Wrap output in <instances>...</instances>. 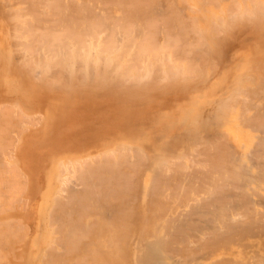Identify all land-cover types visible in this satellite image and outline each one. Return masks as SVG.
I'll use <instances>...</instances> for the list:
<instances>
[{
  "label": "rangeland",
  "instance_id": "1",
  "mask_svg": "<svg viewBox=\"0 0 264 264\" xmlns=\"http://www.w3.org/2000/svg\"><path fill=\"white\" fill-rule=\"evenodd\" d=\"M22 1L23 0H0V105L1 104L4 105L3 106L4 108L10 106L9 108L12 109V112H13L12 118L14 119L15 126L17 127V128H15V126H14V127L9 128L11 130H7V131H9L8 133L6 131L7 134L5 136L10 137L7 139L10 141L11 144L9 143L10 147H9V144H8L7 148L5 147V149H4L5 151H1L0 159L3 160V161L1 160L3 162V164L8 165V167L13 168L16 171H18V172H16V173H18V175L16 177L19 178V180L18 181L16 180V181L20 182L21 186H23V189L21 190V192L17 196L14 194H13V196H8L6 194L5 195L6 197L2 196L3 198H0V211L2 212V214H0V220L3 222L5 221L6 223H8L7 221H10L12 223L14 220H15L14 222L21 221L24 229L27 228V230H28L27 231L25 229L28 233L27 232H26L27 234L24 233L23 234L24 237L20 233L21 235L20 234H18V235L22 236V237H19L17 235L18 237L16 236V238H14V237L12 238V241L14 242V244H12V246H13L14 251L16 252L17 256H13V254L10 253V249L7 246H5V245L3 246V247H5V249L3 247H0L2 249L1 253L6 254V252L8 251V253L6 254L8 261L4 260L5 263H7V264H39L40 260H42V256L44 253L43 252L44 247L41 246V248H38V242L40 241V243H41V241H43V240L44 241L46 240V242H48L47 240H49L50 235L52 236V231H50V229H49V231L42 230L44 223L42 222V216L43 215L41 213V209L44 206L49 207L46 203L47 202L46 199L44 198V195H45V192L47 191V189L50 187V185H52L51 186L52 188L55 187L56 184L58 185L57 178L55 176L48 175V174L51 171L53 164L54 163L56 164V162L60 158H63V156H69L71 154H74V155L80 154L79 156H73L71 158H73L74 160L78 159V160L84 162L85 159L89 160V159H91V157L96 158V156L98 157V155L101 154L102 152H105L108 149L117 147L118 145H122V144H126L130 148V150L136 149V151H137V150L141 149L142 152L147 151V154L150 157H151V155L152 156H157V155L163 156L167 152V150H170L173 146L176 148V149H174V148H172V149L175 150V152H177L175 154H178V157H177L178 160H176L177 158H175L174 151H172V150H170L171 154L169 153L168 156L172 155L174 157V161L176 162L175 165L177 166L180 164L179 162H181L180 161L181 159H179V157H180L179 153L180 152H181V155H183V156H185L184 154H186V155L192 154L191 156H193L196 152H197V154H199L198 152L202 153V152H206V151H207L206 153H208L210 150H207V148L211 144L213 146V143H212L213 141L214 142L217 141V139L215 138V136H216L221 141L228 139L230 146H228L227 145L228 142L225 141L227 143L226 146L228 149V150L226 149V152L227 151L230 152L229 150L231 149V151H233V152H230V155L233 153L232 155H235L233 157L237 158V159H234L235 162L237 163V165L236 164L234 165L237 172H238V170L240 171L243 169L242 166H243L244 162H241V161H246L249 158L248 163H247V161L245 162V164L248 167L249 165H252L251 163L255 162V161H251L252 158H253V160H257V158H260V159L264 158V154L262 153L263 155L261 156V154H260L261 152L258 151L259 149L257 151L255 149L254 151H256V153H252V152H254L253 148L255 147V145H256V148L258 146L257 141L262 142V140H264V136H263L264 135V131H263L264 129L263 130L262 129L257 130L260 127L255 129L254 126H252L253 127V129H252L251 126H248V127H244V128L242 127L244 129L243 130L240 127V125L243 124L244 122L241 121L240 118L239 119L238 118H229V119L225 118L224 121H222V124H221V122H218L219 116L227 115L228 112H230L231 109H227V111H224V108L231 105V101H237L239 103V105L242 104L241 106H244L245 111H243L244 112L243 119H245V120L247 118H249L251 115H256V114H258V112H261L260 107H263V110H262V108H261V110H262V112L264 111V17L259 16V19L255 20L256 15L255 14L253 15V13H252L253 10H252V12H251V10H249L251 8L250 6H249L250 8L249 7L247 8L246 7L247 5L242 6L243 8L245 7L244 10L243 9L242 10H243V12L245 11V14L247 15V17H246V15L244 13H242V10H241L242 7L237 5L236 4L237 2H235L234 0H217L218 2L216 0H213V1L211 0L212 1V2L210 1L211 3L215 2L214 5L212 4L213 6L211 4H209V6L208 5L205 6L206 5L205 3L207 2L205 0H203V2L205 1L204 3L202 2V0H184V1L183 0L182 1H180V0H176V1L175 0H154V6L152 7V9H153L152 11L154 12V14H152L149 17L152 18L155 15L154 18L157 17V19H155V21L159 20L157 22H161L162 20L160 18H162L163 15L165 17V18L164 17L163 18L168 21L169 18L166 19L165 15H167V14L169 15V13L172 11L176 12L173 14H177V11H179L178 14L180 12H182L181 14H179L181 17V18H179L180 20H183V18H187L186 21L190 20L187 22V23H189V25H190V22H192L194 20H195V22L198 21L200 29H202V31L204 30L202 34H203V36H206V38L204 37L205 39H203V41L205 40L206 42H203V43H205V45L202 44V46H204L206 49V47H207L206 44H207L208 45L207 49L210 53L208 52V54H207V52L205 53V51H207V50H204L202 48H200L201 50L199 49V47L201 45H200V43H198V34H197L196 38L194 35L192 40L197 39L198 44L196 43L197 45H196V47H194L196 49H193V50L196 51L198 54L193 51V53H190V55H191L190 58L193 59L194 57H198V60H199L198 55H200V59H201L203 55L207 54V58L209 56V59L204 58V57H206V55L203 56V58H204V60L207 59L208 63L203 62V60H201V61L203 63H205L207 66L209 64L210 67L208 66L209 67L208 68L206 66V68H205L204 65H201L200 68L203 69V66H204V68L206 69V70H204V72L207 73V71H208V74L202 75L203 71H201L202 70L201 69V70H198V72L201 71V75H200V73H198L197 75L195 73L192 74L193 79L190 76L183 78V79H181L180 77L178 78V76H177V82H182V85L183 84L188 85V86H186L187 90H185L183 88L182 89L178 88V87H182V85L181 86L177 85L178 87L177 86L176 87L178 89H175L176 88L175 87L174 90L168 89V91H166L167 90L166 89L163 92L161 91L162 88H160V90H157L158 88H156V87H160L162 84L160 86H157L156 82L157 83H159V82L163 83V80L169 79L167 81L169 82L171 80L170 82L174 84V81L176 79L174 75L173 76L175 79L174 78H171V79L166 78V77H168V75H170L169 77H172L171 75L174 74L175 71H173L174 73H171V74L168 72V75L166 76V74H164L165 73L164 71L166 69L163 66L161 69V67L159 66L160 63L158 65V67L155 66V68H154L155 72H151V70H150V72L154 73V76L157 77L156 78L157 80L154 79V81L155 80L156 81H155V83L154 82L151 83L153 85V87L151 89H149L152 86L151 84H150L151 86L147 85V84H149V77L151 76L150 73H148L150 76H148V77L146 76L147 78H145L148 80V82H144V81H147L144 78H141L140 80L136 79L135 77L130 78L128 76L129 73H125V74H127V77L125 75L124 76L120 75V73H118L119 70L112 66V64H114V66H115V61L113 62V60L115 58L112 60V57H114V56L111 53L110 54L105 53L104 55L108 54L109 56L106 55L107 57L105 56V60H104V58L101 54L100 57H101V60H103V62H102L99 59L100 57L98 58V54H97L96 50L93 51L94 52L93 56H91V53L89 54V56H88V54H86V58H88L87 60L85 59V56H83L85 54L82 53L81 56H83V59H84L83 62L81 60L82 57L79 56L78 57L79 59L75 57V59H77V60L74 59L76 61V62L74 61V63L72 61V64H74L72 66L73 67L72 68L71 62L69 64V60H68V62L64 61V60H66L65 58H67L69 55V54H67L66 51H68V53L72 52L71 50H69V48L65 47L64 48L65 51H63L62 49H59L58 52H60V51L61 52L59 54H56V56L53 57V55H55V54H52V57L54 59H52V57L49 55L50 56L49 58L51 60L49 58H47L48 55H46L47 54L46 52H45L46 54L44 53V51H42L43 54L40 52L41 57L42 56L43 57L42 58L39 57V58H41L45 62L48 60H49L48 62L51 61V64L49 63V66L46 65L47 63L45 64V66L47 68H49V67H51L52 69L55 68L56 71L54 69V70H52L53 72L50 71V73H49L48 69L45 71L46 67L44 69L42 67V69L44 71L41 72V71H39L41 69V66H40V68L37 67V68H39V70H38L39 72H37V71L33 72L34 70H37L36 68L32 71L34 73L32 75V79L36 80L38 77H40L39 76V75H41L40 73H42V74L43 73L44 74L49 73L48 74V75H50L49 78L52 79L53 73L56 74L55 76H59L60 74L57 75V72L58 71L60 72L61 70H67V71H65V73L63 72L65 75L62 72H60L61 74H63L62 76L65 77V76H68L69 74L71 76V73H70L71 70L69 69L70 67L72 68V72L75 71V74H78L77 75L78 77L76 78V75H75L74 76L75 78H72V79H74L72 81H70L71 78L68 79V77H67V87L65 86L64 88L61 87L62 86L61 84H60L61 86L59 84H56L55 85L56 87L54 86V90H53V88L44 89L41 87H38V90H37V88L34 87V89L36 91L35 90L33 91V88L31 91L29 89V87L26 88L27 84H25V82H26L25 80H27V79L24 80L25 77H24L23 72H22V75L24 78L21 77V75H20L21 73H19L20 71L16 70L17 68L14 66V63L12 60V58H14V60L16 62H18V59H20L19 62L26 60L27 65L31 64V61H29V60H31L30 57L33 55H31L29 52L24 50L25 49L24 43L29 42V41H27L29 39L27 37H24L22 32L21 33L16 32L17 31L16 26H18V24H19V23H17L18 20L13 21V22H10L7 20L9 18V16H12L13 14H15L17 12L19 13L21 10H23L27 6V5H25L26 0H24L25 4H23ZM65 1H69V0H65ZM104 1H106V0H104ZM115 1H117V0H114V2L107 0L106 1L107 3L105 2L107 5L109 4L110 8L112 7L113 11H112V9H110L108 7H104V6L100 5L103 3V0H99V2H98L99 4L94 3L95 4V8H94L95 14H97L99 12L101 13L102 11H104L101 13V14L104 13L103 18H105V14H107V16H109L112 13L113 16L114 15L119 16V18H117V17H115V18L120 19V20L124 19L122 17H125L126 14L123 15V13H122L123 11L120 12V14H118L119 10L121 11V9H123V7L125 8V5L127 8H129L128 6L132 5L131 4L132 1L128 0V5H127L126 0H121V1L118 0V2H116L120 6V7L118 6V8L116 6L117 4H113V3H115ZM129 2H130V4H129ZM181 2L182 3L187 2L188 4L187 3H186V5L183 4L184 5L183 6ZM210 2H207V3H210ZM230 2L232 3V5H234L233 7H232ZM110 3L112 6L110 5ZM121 3L123 4L122 5L123 7L120 5ZM215 4H216V9H215ZM218 4H219V6H218ZM107 5H105V6H107ZM114 5L116 6L115 8H114ZM229 5H231V6H229ZM99 6L104 7V8L102 9ZM187 6L192 7L191 8L192 10H190V8H187ZM237 6H239L240 8H238ZM19 7H21V8H19ZM96 7H98V8H96ZM219 7L220 8L222 7V9H219ZM229 7L230 8L232 7V8L230 9ZM13 8H15V9H13ZM85 8L87 10L84 9V13H86L89 16V12L93 8L89 5ZM186 8H187V10H186ZM235 8L239 9L240 11H238ZM107 9L108 10L110 9L109 14L107 13L108 12ZM166 9H168L169 11L171 10V11L169 12ZM181 9H182V11H181ZM9 10L12 11V14ZM232 10H235V11H233V13H236V16L238 15V19L236 18V16H232L233 15ZM223 11H224V13H223ZM228 11H231V12L229 13ZM210 12H212V13L210 14ZM213 13H215V14L211 17V15ZM220 13L222 14V16ZM86 14H85V16H86ZM101 14H98V15H101ZM248 14L251 16H249ZM90 15H91L90 17H93L94 13H90ZM183 15H184V17H183ZM113 16H112L111 21L109 20V18H107L109 20V22L106 20L104 21L106 25L108 23H111V22H113L114 24H117V22H119V23L121 22L120 20L119 21L117 20L115 23ZM216 16H217V20L220 19L219 22L215 19ZM230 16H231V19H230ZM109 17L111 18V16H109ZM168 17H170V16H168ZM210 17H211V19H210ZM257 17H258V15L256 16V19H257ZM154 18H153V20H154ZM248 18H250V19H248ZM177 19L173 20L174 23L176 22L175 25H178L177 23L179 22V20H177ZM242 19H245V21L248 22L247 25H245V23H246L245 21H244V23H241V21H243ZM150 20H152V19H150ZM165 20H164V22H165ZM222 20L224 21V23H222ZM239 20H241V21H239ZM155 21H154V23H155ZM169 21H171V20H169ZM106 22H108V23H106ZM119 23H118V25H119ZM138 23H139V21H138ZM181 23H183V22H181ZM187 23H185V24H187ZM212 23L214 25L213 27H212ZM161 24H162V26L164 25L163 23H160V25ZM242 24H244V25H242ZM118 25H116L117 27L114 30H116V31L121 30L120 29L121 27H118ZM157 25L159 26V23H157ZM175 25L173 24L172 27L174 28ZM110 26L113 27L112 24ZM220 26H222L223 28ZM233 26H234V28H233ZM15 27H16V29H15ZM138 27H142L141 29L144 30L143 29L144 25H143V23H141V21H140V24H138ZM215 27H217V31L220 33V35L217 31H215L216 30V29H214ZM43 28H44V26H43ZM160 28H163V27L160 26ZM41 29H42V26H41ZM213 29H214V31H213ZM205 31H206V33H205ZM109 32H107L108 34L103 32V35L101 34L102 32H100L99 34H101V35H99V38L101 37V39L107 40L108 39L107 35H109ZM176 32L177 31H174L173 33H176ZM224 32H226V33H224ZM221 33H222V35H221ZM17 34L20 37L19 36L17 37ZM119 35H118V37H119ZM215 35H216V37H215ZM217 35H218V37L219 36L220 37L217 38ZM14 36H16V37H14ZM105 36H107V38ZM119 38H121V37H119ZM199 40H200V38H199ZM100 41H102V40H100ZM21 42H22V44H21ZM193 42H196V40H194ZM26 53H29L31 56L29 54H28V56H26L27 55ZM23 54H26V55H23ZM60 54H62L63 56ZM110 55H111V57H110ZM194 55H196V56H194ZM38 56H39V54L36 55V57H38ZM57 56L60 59H57L58 58ZM28 57H29V60H27ZM61 58H62V61H61ZM106 59H107V61H106ZM56 60L58 61V63L56 66H54L55 62H57ZM59 60H60V63L63 62L62 64H60V67H59L61 70L60 69L58 70ZM109 60L112 62V64L109 62ZM211 60H212V62H209ZM90 62H91V64H90ZM98 62H101V64L99 63V66H98ZM144 62H145L144 64H148L149 60L147 58H144ZM52 63H54V64H52ZM78 63L81 65H78ZM102 64L105 65V67L103 66V68H102L101 67ZM126 64L129 65L128 62ZM198 64L200 65L199 62H198ZM64 65L67 68H65ZM69 65H70V67H69ZM154 65H156V63H154ZM79 66H82L80 69H82L83 71H81L78 68ZM108 66H109V69L107 68ZM110 66H112V67H110ZM150 66H152V64ZM143 67H145V66H143ZM156 67L160 68L162 70V73L166 77H164V75H163V76H160V78H158L159 77L158 74L162 75V73H161V70H160V72H158L159 69L157 70ZM51 68H49V69H51ZM116 70H117V72H116ZM152 70H153V66H152ZM66 72L69 74L66 75L67 74ZM99 72H102V73L100 74ZM123 72H125V71H123ZM123 72L121 71L122 74H123ZM155 73H156V75H155ZM115 74H117L116 75L117 77H115ZM145 75H146V73H144V76ZM154 76L152 75L153 78H155ZM85 77H86V79H85ZM163 77L166 79L161 80V78H163ZM95 78H97L98 80ZM194 78H196V80ZM172 79H174V80H172ZM150 82H151V80H150ZM164 82L166 84V81H164ZM153 83L156 85V87ZM166 85L169 86V84H166ZM184 85H183V87L185 88ZM147 86H150V87H147ZM174 86H175V84H174ZM28 89H29V91H28ZM246 102H248L249 105ZM2 105L0 106V108L2 107ZM18 105H19V107H18ZM250 106L252 109L253 108L254 109L253 110L251 109L249 111L246 110L247 107L250 108ZM257 106H258V108H257ZM14 108L16 109V111ZM15 112H16V114H18L17 117L14 114ZM254 113H256V114H254ZM26 115H28V116H26ZM39 116H41V117H39ZM27 119H28V121H26ZM226 119L229 121H227ZM16 120H18V121H16ZM24 121H26L27 123ZM239 121H241L240 125H239ZM227 123H229L228 127H230V126L235 127V125H236L235 130H239V132L242 134L244 140L249 143L248 146H246L244 143H241L237 139H234V138H236L235 136L227 135L225 133V131L228 130V127L225 126ZM252 124L253 123H251V124L249 123L248 125H252ZM258 126H259V124H258ZM15 129H17V130H15ZM196 129H197V132H199V134L201 135V137H199V139L197 138L198 141H195V143H196V145L199 144L197 142H199L200 139L202 137H204V139L203 138L201 139V142H203L202 143L203 146L197 145L199 147L198 148L194 144V146L197 148H193V149L189 148L190 150L187 151L188 149L186 147V150H184L183 146L185 147V143L188 144V142H186L188 137H189L188 135H190V137L193 136V134L197 133V132H195ZM198 129H200V130L198 131ZM240 129H242V130L240 131ZM254 129H255V131H254ZM245 130H246V132L244 133ZM228 132H229V130H228ZM247 132H248V134H246ZM17 134H20V135L17 136ZM212 136L214 139L212 138ZM249 136L251 139L249 138ZM14 137H15V139H14ZM259 137H260V139L258 140ZM206 139H207V141H206ZM191 141H190V143H191ZM175 142L177 144L180 143V148H182L181 151H179L180 148H177V147H179V145H177ZM193 142H194V140H193ZM193 142H192V145H193ZM181 143H183V144H181ZM204 143L205 144L208 143L209 146H206L207 148H204V145H205ZM212 146H211V148H212ZM244 146H245V148H244ZM200 148H204L205 151L204 150L201 151ZM259 148H261V147L259 146ZM198 149H200V150H198ZM262 149H264V148H262ZM262 149L260 151L263 152ZM191 150H192V152H195V153H192ZM2 152H4V155L2 154ZM210 152H212V150ZM228 152H227V154H228ZM257 152H259V153H257ZM131 153H132V151L129 152V154H131ZM246 153L249 155L248 157H247ZM232 155L230 157H232ZM194 156H196V155H194ZM194 156H193V158L191 157L192 158L191 160L195 159ZM198 157L200 159L201 155ZM246 157H247V159H245ZM250 157H252V158H250ZM184 158L189 159L190 157L185 156ZM239 159H241L239 162H241L240 166L242 167V168L240 167V169L238 166L239 164L236 161ZM242 159H244V160H242ZM200 160L202 161V159H200ZM188 161H190V160H188ZM231 161L229 162V164L231 163ZM249 161L251 163H249ZM190 162H193V161H190ZM198 162H200V161H198ZM261 162H263V161L261 160L259 163H261ZM233 163H234V161H233ZM259 163H256V164L254 163L255 166L253 164L252 169H250L248 167L250 170L248 168H247L248 170L246 168H244L246 175H245L244 170H242L244 172V173L243 172L242 173L245 176H248L249 178H251L250 179L251 182L248 180L249 178H247V180L249 181V184H250L249 188L252 186L250 189H247V191H244L246 189L242 188V186L247 184V183H244L242 181L240 182V180H245L246 179L245 177H244V179L238 180V182L240 183V184L237 183V186L239 185L238 187L236 186V184L234 182H230V183L228 182L229 186H228V189H226V190H228V192L225 191V193L227 194V198H230L232 202L233 201L236 202L238 200L240 202V200L243 197L246 198V202H247V199H249V197H253L252 199H254V201L252 199H250L252 203H250L248 201L249 204H251V205L256 204L258 206V208H260V210L264 209V205H263L264 204V198H262V196L260 195V194H263V196H264V191L259 194V192L254 190L255 189L254 187H255V184L257 183V181L264 178V167L261 166V165H263L264 162L261 163V165ZM11 165H13V166H11ZM144 165L145 164H143V166ZM143 166L141 167V169H139V171H140L139 175L140 176L138 175V178H137V175L136 176L134 175V176L137 180L140 178L139 179L141 181V182H139L140 188L142 189L141 191H144V192H141L139 190V192H137V193H140L139 194L140 198H138L139 195L137 197L138 201H137V199L134 200L133 198H131L132 202H130V203H132V205L131 204H127V206L125 205L126 206L125 208L127 209V211L130 209L131 206H132V209L135 210V211L129 210L128 213L131 211H132V213L128 214L130 216V217L127 216L128 219L126 218L127 226H130V231H131V232L129 231L130 235H128L127 239H125L126 241H128L127 243L130 244L129 254H132L136 248H137L136 250H140V249L143 251L145 250L146 253H148L147 251L149 250V252H151L153 255L156 254V255H158L157 257H159V258H156V260L153 262V264H168V263L169 264H182V263L183 264H200V263L209 264L211 260H215V259L220 260L224 263H225V261L235 263V260L239 261V260L245 258L247 254L248 255L251 254V252L248 248H246V247L244 248V243H245V246H247V244H246L247 241H257V240L264 241V230L259 229V228H255V230H252L251 237H249V239L247 241H245V239H243L240 236H236V237H234L235 239L234 238L232 239L233 241L229 242L230 244H228V243L225 244L224 242L222 243L223 246H221L222 244H219V246H221V247L217 246L218 247V248H216V250L218 249L217 252H213L212 251L213 249L211 250V248L209 250H206V251H204V249H202L204 252L203 255H201L202 254V250H201V254H198V258H196L197 260H195V257L192 256L194 259V261H193V259L187 260L188 257L186 258V256H188V254H186V252H184L186 250L188 251V249L191 251V253L193 252L192 250H195L194 254H195V252H199L197 250V248L194 249L193 247L199 246L198 248H200L201 245L199 242H197L196 238H193L192 242L194 241L195 244L193 242L191 244V246L189 248L187 246L188 249H185L184 251L182 249V245L177 244L176 250L180 249L179 252L177 250V252L179 253V256L173 257V255H169V256H171V258H168V255L166 256L164 253L160 252L158 244L153 243L154 244L153 245L152 241H154L153 239H155V238L158 239L161 234H163V235H161V237L164 239L163 236L165 235L166 232L163 233V231H165L164 230L165 228H162V226H165V225L167 226L168 223L170 224L171 220H173L171 218H174L173 217L174 214L169 213L170 212L169 211L168 214H165V216L163 215L166 218L165 219L162 217V215H161L162 213H160V212L158 213L157 212L158 210L156 208H153L152 205H154V203L151 201V199H149L150 198L148 195L149 191L148 192L146 191L147 189L149 190V188L152 187V181H151L152 175H150L151 172H148V170H150L149 166L148 167L145 166L146 170L144 169V171H143V168H144ZM155 166L158 167V165H156V164H155ZM253 167H256V169L260 168L263 170V172H262V170H260V172H259L261 176L255 177V175H259V173ZM17 168H19L20 172ZM188 169H192V168H188ZM162 170H163V172H162ZM252 170H254V171H252ZM188 171L191 172V174L193 173L192 170L191 171L188 170ZM188 171L185 170V172H187V174L183 173L184 171H182L181 173L185 174L183 176L184 179L189 178V180H191L190 178H192L194 174L192 175V177H190L191 174ZM196 171H198L199 174H197ZM196 171H195L196 175H200V173L202 172L201 170H200L201 172L199 170H196ZM249 171H251V173ZM161 172H162L161 173L162 176H167V174H168V176L169 175L171 176V174H174V173H175V175H173V176H176V177L181 175V173H176V171H174L171 174H170V172L165 173L164 168L163 169L161 168ZM203 172L209 173V171H206V170H204ZM203 172L201 174H203ZM252 172H253V175H252ZM8 173L11 175L10 177H12L14 174V173L11 174V172H8ZM164 173H165V175H163ZM19 174H20V177H19ZM247 174H251V176L247 175ZM207 175H209V174H207ZM24 177L26 179H22ZM239 177L242 178L241 174L239 175ZM195 178H197V177L192 178L193 181ZM49 181L52 184L51 183L49 184L48 183ZM245 182H247V181H245ZM232 185L236 186V187H234V190L232 188L233 187ZM69 186H72L71 188L75 187L74 184L71 182H70ZM239 187H241L242 189H239ZM75 188L77 190V189H80L81 186L75 187ZM231 190H233V191L231 192ZM252 190H253V193L257 192V194L254 193L255 196L252 194ZM146 192H147V195H146ZM225 193H222L223 195L221 194L220 196H223L225 198L226 197ZM232 193H233V195H232ZM246 193H248L247 196L245 195ZM230 194H231V196H229ZM235 194H237V196ZM234 195H235V197H234ZM223 197H221V198H223ZM256 197H258V198H256ZM8 198L12 199V200L10 201ZM238 198H240V199H238ZM197 199H199V197H196V201L194 200L196 203L200 204V206L198 204H197V206H199L200 208L205 207V206L201 205V203H200V201H202V204H203V202L205 200L200 198V201H198ZM206 199H207L205 201L206 203L208 200L213 202V199H211V198L210 199L206 198ZM258 199L259 200L262 199L263 201L262 200L260 201L262 203H259ZM8 200L10 203L8 202ZM4 201H5V203H4ZM133 201H136V202L133 203ZM195 202H194V204H195ZM255 202H257L258 204ZM127 203H129V202H127ZM236 203L238 204V202H236ZM147 204H148V207H147ZM177 205L178 204H176V205L173 204V209L176 208V210L174 209L176 211L174 213H176L177 215L179 214L178 215L179 217L178 216L176 217V219H178V220L174 219L175 223L177 222L178 227H177V225L174 226L173 224H175V223H173L171 226L168 225V229H170V228L174 229L175 227L179 228L180 225H182V223H184L183 225H185V224L189 225L190 228H192L191 231L194 232V234H197L201 231V227H203L204 223H205L204 225H211V223L208 224L211 221H208L209 219L207 220V217H208L207 214L205 215V213H203V212H205L203 210H205L206 208L205 209L203 208V210L200 211L199 207H197L195 204L194 207L198 208V209H196V212L198 215H196V212L193 213L195 215V218H194V215L193 216L189 215L190 213H189V210L187 209V207H185V206L182 207V205H181L182 208H180ZM206 206H207V204H206ZM209 206H210V203H209ZM155 207H157V206H155ZM136 208H138V209H136ZM49 209L46 208V210H49ZM180 209H184V210H180ZM186 209L188 212H186ZM211 209L206 210V211H211ZM146 210L148 211L147 215L145 214V213H147ZM212 210H214V208ZM181 211H183V212L185 211L186 213L183 214ZM153 212H154V214H152ZM209 213L210 212H208V215L211 214V213L210 214ZM155 214H156L155 217H158V218L161 217V220L155 218L154 217ZM163 214H164V212H163ZM180 214H182L183 217L180 216ZM185 214H187V215H185ZM152 215L154 217V220H153ZM144 216H145V218H147V220L149 219L148 220L149 222L146 221V219H144V222H143ZM169 216H170V218L168 220L167 217H169ZM186 216H187L188 220L185 219ZM210 217H212V216L210 215L208 218H210ZM182 218H184L187 222ZM192 218H194L195 221L193 219V223H190V222H192ZM201 218L204 220H202ZM240 218H242L244 220L243 217H238V220H240ZM150 219L152 222L150 221ZM235 219H237V218H235ZM11 220H13V221H11ZM197 220L201 221V223ZM145 221L148 222L147 225H145L146 224ZM154 221H156V222H154ZM44 222L46 224H48L46 215L44 216ZM202 222H204V223H202ZM128 223H129V225H128ZM159 223H160V225H159ZM179 223H181V224H179ZM130 224L132 225V228H131ZM141 224H142V226H144V225L145 226L142 227ZM199 224H202V226L201 225L199 226ZM191 225H193V227H191ZM157 226H158V229H154V228H157ZM40 229L42 232L40 231ZM160 229H161V231H160ZM202 229L204 230V227ZM156 230H158V232H156ZM197 230H199V232L196 233ZM45 232H46V235L43 238L42 236L44 235L43 233H45ZM148 232L151 234V236L149 235ZM151 232L156 237L154 235H153L154 237H152ZM159 232H160V234H159ZM19 239H21V240L23 239L22 242ZM174 246H176V245H174ZM6 247H7V249H6ZM4 250H6V251H4ZM180 252H182V253L180 254ZM210 252L213 253L212 254L213 257L210 260L209 259L206 260V258H209L211 256ZM40 254H41V256H39ZM176 255H177V253H176ZM182 257L186 258L187 263L184 261V259ZM166 262H168V263H166ZM1 263L5 264L2 261L0 262V264Z\"/></svg>",
  "mask_w": 264,
  "mask_h": 264
},
{
  "label": "bare ground",
  "instance_id": "2",
  "mask_svg": "<svg viewBox=\"0 0 264 264\" xmlns=\"http://www.w3.org/2000/svg\"><path fill=\"white\" fill-rule=\"evenodd\" d=\"M106 1L103 0V3L105 5H107ZM109 1L114 2V0H109ZM130 1H132V3H131L132 5L128 6L129 8H127L125 4H124L125 8L122 6L123 5L122 3L124 1L120 4L123 7V9H121V11L119 10L118 14H120V12H122V11H123L122 12L123 15L126 14L125 15L126 18L121 16L124 19H122L120 17L122 19V20H120V19H117V18H119V16H115V15L113 16V14L111 13L113 11V9H112V7L111 8L109 7V4L107 6H105L103 3L100 5L112 9V11L110 12L111 14L109 15V16H111V18L109 16H107V14H105V18H103L104 13L103 14H101V13L104 11H102L101 13L99 12V13L95 14V12H94L95 4L94 3H98L99 0H69V1H65V0H26L25 1L26 4L24 3V0H23L22 3L27 5V6L23 10H21L19 13L17 12L15 14H13L12 16H9V18L7 20L10 22L18 20L17 23H19L20 25L18 24V26H16L17 29L15 27V29L17 30L16 32H19V33L22 32L24 37H27L29 39V40H27L29 42L24 43V48H25L24 50L29 52L31 55L34 56V57L31 56L29 53H26L27 55L23 54L26 56H28V54H29L31 56L30 57L31 60H29V57H28V59L26 58L27 60L31 61V64H28V65L26 64L27 63L26 60L19 62L20 59H18V62H16L14 60V58H12L14 66L17 68L16 70L20 71L19 73H21L20 75L22 78L25 77L24 80L27 79V80H25L27 83L24 81L25 84H27L26 88L29 87V89L31 91H32V88H33V91L35 90L34 87H36L37 90H38V87H41L44 89L53 88V90H54V86L56 84H59V85L61 84L62 86L61 85L60 86L63 88L65 86L67 87V77H68V79L71 78L70 81L74 80L72 78H75L74 77L75 75H76V78L78 77L77 76L78 74H75V71L72 72V68H73L72 66L74 65V64H72V61L74 63V61L77 60V59H75V57L76 58H78L79 56L82 57V59L81 58L80 59L83 62V60H84L83 56H85V59L87 60L88 58H86V54H88V56H89V54L91 53V56H93V53H94L93 51H95V50L98 54V58L102 54L104 60H105V56L108 55V54H106V55H104V54L105 53H109V54L111 53L114 56V57H112V60L115 58L113 60V62L115 61V66L110 61L111 59L109 60V62L112 64L113 67L117 68L120 71V72L118 71V73H120V75H123V76L125 75L127 77V74H125V73H129L131 75L130 76L128 74V76L130 78L135 77L136 79L140 80L141 78L145 79L148 76H150L148 74V73H150L151 76L149 77V84H147V85H150L152 82L155 83V81L157 80L156 79L157 77H155L154 73H151V72H155L154 68H155V66L158 67L159 63H160L159 66L161 67V69H162V66L166 69L164 71L165 72L164 74H166V76L168 75V72L171 74V73H174L173 71H175V73L171 75L172 77H169L170 75H168V77H166L162 73V70L160 68L156 67L157 70L159 69L158 72H160V70H161V73H162V75L157 73L159 75L158 78H160V76H163V75H164V77L170 78V79L174 78V76L176 78V79L174 78L175 79V81H174L175 86L173 83L170 82L171 80L169 81L170 82L169 83L167 81L169 79H166L164 77L161 78V80L166 79V80H163V83L158 81L160 83L159 84L156 82L157 86H160L162 84L160 87H156V85L153 83L155 85V87L158 88L157 90H160V88H162V90H161L162 92L165 91L166 89H167L166 91H168V89L174 90V88L177 85L178 86L182 85V82H177V76H178V78L180 77L181 79H183V78H186L188 76L192 77V74H194V73L196 75L198 73H200V75H201V71H203L202 75L208 74V71H207V73L204 72V70H206L205 68L207 66L205 63H208L207 59H209V56L207 58V54L209 52L207 49L208 45L206 44V46H207L206 49L204 46H202V44L205 45V43H203V42H206V41L205 40L203 41V39H205L206 36H203L202 33L204 30L202 31V29H200L198 21L195 22V20L193 19L194 21L190 22V25H189V23H187V22L190 20L186 21L187 18H183V20L185 19L184 21L179 19V18H181L179 14H181L182 12H180L178 14L179 11H177V14H173L176 12H173V11L170 12L171 10L169 11L168 9H166L170 12L169 15L168 14L165 15L166 19L169 18L168 21L164 19L165 17L163 15L164 18L162 16L161 17L165 20V22L162 18H160L162 20L161 22H157L159 20L155 21V19H157V17L154 18L155 15L152 18L149 17L152 14H154V12L152 11L153 10L152 7L154 6V0H130ZM180 1H182V0H180ZM205 1L210 2L211 0H205ZM234 1L237 2L236 4L241 6V7L243 5H245V6L247 5L246 6L247 8L250 6L251 8L249 7L250 8L249 10H251V12L253 10V12H252L253 15L254 14L256 16L258 15L257 19L255 16V20H258L259 16L264 17V0H237V1L234 0ZM116 2H118V0L115 1V3H113V4H117L116 6L118 8L119 5ZM202 2H203V0H202ZM207 2L205 3L206 4L205 6H207V5L209 6V4L214 5V3H215V2H213V3H211V2L207 3ZM126 3L128 5V0H126ZM186 3L184 2V3H182V5L183 4L186 5ZM129 4H130V2H129ZM216 4H215V9H216ZM88 5L93 8L90 10V12L88 11L89 16L86 13H84V9H86L85 7H87ZM110 5H111V3H110ZM231 5H232V3H231ZM231 5H229V6H231ZM116 6L114 5V8ZM218 6H219V4H218ZM233 6L234 5H232V7ZM239 6H237V7L240 8ZM99 7H101V6H99ZM104 7H101V8L103 9ZM15 8H13V9H15ZM19 8H21V7H19ZM96 8H98V7H96ZM187 8H190V10H192L191 9L192 7L187 6ZM187 8H186V10H187ZM244 8L242 7L241 10L242 9L244 10ZM110 9L109 10L107 9L108 14H109ZM219 9H222V7L221 8L219 7ZM235 9H237V8H235ZM237 10L240 11L239 9H237ZM243 10H242V13L245 14V11L243 12ZM181 11H182V9H181ZM233 11H235V10H232L233 15L232 14L231 15L236 16V13H233ZM10 12L12 14V11H10ZM228 12L230 13L231 11H228ZM90 13H94V16L90 17L92 15V14L90 15ZM211 13L212 12H210V14ZM223 13H224V11H223ZM85 14H86V16H85ZM98 14H101L102 16L98 15ZM214 14L215 13H213L211 15V17ZM112 16L115 20L114 21L115 23L117 20L118 21L120 20L121 22L120 23L117 22V24H114L113 22L108 23L109 20L110 21L112 20ZM168 16H170V17H168ZM217 16L215 18L216 20H217ZM221 16H222V14H221ZM249 16H251V15H249ZM115 17H117V18H115ZM148 17L152 20H150ZM183 17H184V15H183ZM211 17H210V19H211ZM246 17H247V15H246ZM107 18H109V20ZM153 18H154V20H153ZM236 18L238 19V15L236 16ZM176 19L179 20V22L177 23L178 25H175L176 22L174 23V21H173ZM230 19H231V16H230ZM248 19H250V18H248ZM105 20L108 21L106 23H108L109 25L105 24V22H104ZM169 20H171L172 22ZM219 20H217V21L219 22ZM242 20L243 21H241V20H239V21H241V23H244L245 19H242ZM138 21H139V23H138ZM140 21L144 25V28H143L144 30L141 29L142 27H138V24H140ZM154 21H155V23H154ZM180 21L183 23H181ZM118 23H119V25H118ZM157 23H159V26L157 25ZM160 23H163L165 26L164 25L162 26V24L160 25ZM172 23L175 25L174 28L172 27V25H173ZM185 23H187L188 25ZM222 23H224L223 20H222ZM247 23L248 22H246L245 25H247ZM111 24L113 25V27L110 26ZM116 25H118V27H121L120 31L114 30L117 27ZM242 25H244V24H242ZM41 26H42L43 30L41 29ZM43 26H44V28H43ZM160 26L163 27L164 29L160 28ZM213 26L214 25L212 23V27ZM220 27H222V26H220ZM233 28H234V26H233ZM214 29H216L215 31H217V27H215ZM214 29H213V31H214ZM106 31L109 32V35H107L108 39L106 40V39H101V37L99 38V35H101V34L103 35V32L107 33ZM174 31H177V32L173 33ZM100 32H102V33L99 34ZM205 33H206V31H205ZM222 33H221V35H222ZM224 33H226V32H224ZM18 34H17V37L19 36ZM197 34H198V43H200V45H201L199 47V49L202 48L204 50H207V51H205V53L207 52V54L204 53L206 55V57H204V58H207V59H205L207 62L203 58V56H205V55H203L201 59H200V55H198L199 60H198V57H194L198 53L196 51H194L193 49H196L194 47H196V45L198 43H197V39H194V40H196V42H193L194 40H192V38L194 35L196 38ZM118 35L121 38H119ZM219 35H220V33H219ZM107 36H105V37L107 38ZM14 37H16V36H14ZM215 37H216V35H215ZM219 37L217 35V38H219ZM98 38L100 40H102L103 42L100 41ZM199 38H200V40H199ZM21 44H22V42H21ZM65 47L69 48V50L72 51L70 53H68V51H66L67 54H69V55L67 58H65L66 60H64L65 62L66 61L68 62V60H69V64L71 62L72 68L69 65V67H70L69 69L71 70V71L69 70L71 73V76L67 72H66L67 73L66 75L69 74L68 76H65V77L62 76L65 73V71H67V70H61L59 68L60 64L63 63V62L60 63V60H59L58 70L60 69L61 70L60 72H62V73L64 72V73L61 74L57 70L59 72V73L57 72V75H59V74L60 75L55 76L56 74L53 73V76H52L53 78L51 79V78H49L50 75H48V74L50 73V71L54 70L55 68L53 67L54 69H52L51 67H49V68H51V69H49L45 66L46 63H47L46 65L49 66V63L51 64V61L50 62H48L49 60L46 62L43 61L41 59L43 56L41 57L40 52L42 54H43L42 51H44V53L46 52L47 54L46 53L45 54L48 55L47 58H49L50 56L52 57V54H55V55H53V57L56 56V54H59L61 52V51L58 52L59 49H62L63 51H65L64 50ZM193 51L197 53V54L195 53L196 55L193 56L196 60L194 58H193L194 60L192 58H190V56H191L190 53H193ZM82 53L85 55L81 56ZM38 54H39V56L36 57V55H38ZM62 54H60V55H62ZM39 57H41V58H39ZM53 57H52V59H54ZM110 57H111V55H110ZM62 58H61V61H62ZM144 58H147L149 60L148 64H144L145 63ZM57 59H60V58L58 57ZM99 59H100V61L103 62V60H101V57ZM201 60H203V62H205V63H203ZM106 61H107V59H106ZM127 62L129 63V65L126 64ZM198 62L200 63V65L198 64ZM209 62H212V60ZM57 63H58V61L55 62V64L54 63H52V64H54V66H56ZM99 63L101 64V62H98V66H99ZM154 63H156V65H154ZM90 64H91V62H90ZM149 64L150 65L152 64L153 70H152V66H150ZM78 65H81V64L78 63ZM201 65H204L205 68H204V66H203V69L200 68ZM40 66H41V69L39 70ZM103 66L105 67V65L102 64L101 67L103 68ZM112 66H110V67H112ZM143 66H145V67H143ZM208 66H209V64H208ZM37 67H39V68H37ZM42 67H43V69L46 67L45 71L48 69L49 73H47V74L46 73L45 74L40 73L41 74V75H39L40 77H38L36 80H33L32 79V75L34 74L33 72H36V71L37 72H39V71L43 72L44 70L42 69ZM81 67L82 66H79L78 68L80 69ZM35 68L37 70H34ZM65 68H67V67L65 66ZM107 68L109 69V66ZM80 70L83 71L82 69H80ZM150 70H151V72H150ZM198 70H201V71L198 72ZM55 71H56V69H55ZM121 71L122 72L125 71V72H123V74H122ZM22 72L24 74V77L22 75ZM116 72H117V70H116ZM99 73L101 74L102 72H99ZM144 73H146L145 76H144ZM116 75L117 74H115V77H117ZM152 75L155 78H153ZM155 75H156V73H155ZM85 79H86V77H85ZM95 79H97V78H95ZM154 79H156V80L154 81ZM174 79H172V80H174ZM192 79H193V77H192ZM194 79L196 80V78H194ZM145 80H147V79H145ZM150 80H151V82H150ZM164 81H166V84H169L170 87L168 85H166ZM144 82H148V80L144 81ZM183 85H182V87H178V86L177 87L187 90L186 86H188V85H184L185 88L183 87ZM150 86H147V87H150ZM152 87H153V85L149 89H151ZM177 87L175 89H178ZM29 89H28V91H29ZM246 103L248 104V102H246ZM241 105H239V103L237 101H231V105L224 108V111H227V109H231L230 112H228L227 115L219 116L218 122H221V124H222V121H224L225 118H228V119L229 118H238V119L240 118V120L244 122V123L243 122L242 123L245 125L244 126L243 124L240 123L241 121H239V125L241 124L240 125L241 128L242 127L243 128L248 127V126H251V127L254 126L255 129L260 127L257 130H261V129L263 130L264 129V111L262 112L263 107H260L261 112H258V114L254 113L256 115H251L252 117L250 116L249 118H247L245 120V119H243V115H244L243 111H245L244 106H241ZM3 106L4 105H2V107L0 108V153H1V151H5L4 150L5 147L7 148L8 144L10 143V141L7 139L10 137L5 136L9 132L7 130H11L9 128L15 126V121L12 118V116H13L12 109L9 108L10 106L6 107V108H4ZM18 107H19V105H18ZM257 108H258V106H257ZM261 108H262V110H261ZM251 109L252 108L250 106V108L247 107L246 110L249 111ZM15 111H16V109H15ZM14 114L17 117L18 114H16V112ZM26 116H28V115H26ZM39 117H41V116H39ZM16 121H18V120H16ZM26 121H28V119ZM26 121H24V122H26ZM227 121H229V120H227ZM245 123L246 124L247 123L248 124L253 123V124L252 125H248V124L246 125ZM228 124L229 123H227L225 126L228 127ZM258 124H259V126H258ZM260 125L261 126L263 125V126L261 127ZM235 127H236V125H235ZM235 127L234 126L228 127L229 132L227 130V131H225V133L227 135L235 136L236 138H234V139H237L241 143H244L246 146H248L249 143L244 140V138H243L242 134L239 132V130H235ZM15 128H17V127L15 126ZM242 129H240V131ZM252 129H253V127H252ZM255 129H254V131H255ZM15 130H17V129H15ZM199 130L200 129H198V131ZM6 131H7V133H6ZM195 132H197V129ZM245 132H246V130L244 131V133ZM246 134H248V132ZM18 135H20V134H17V136ZM199 135H200L199 132L193 134V136H191V137H190V135H188L189 137L187 136L188 139L186 141V142H188V144L185 143V147L183 146V149L186 150V147H187V149H188L187 151H189L190 149L197 148L198 146H203V144H202L203 142H201V139L202 138L204 139V137H202L200 139V141L197 142V143H199V144H197L198 146L195 143V141H198L197 138L199 139V137H201V135L200 136ZM212 138H213V136H212ZM215 138L217 139V141L215 140L216 142H214V141L212 142L213 146H212V144L209 146L208 143H206V144L204 143L205 144L204 148H207L206 146H209L207 148V150H210V151L212 150V152H210V151L208 153H206L207 151L202 152V153L198 152L199 154H197V152L195 153V152H192V150H191V152L195 153L194 155H196V156L193 155L195 158L193 160H191L193 158V156H191L192 154H190V155L184 154L185 156L190 157L189 159L188 158L187 159L190 161H193L194 163L185 159L184 158L185 156L181 155V152H180L179 153V155H180L179 159H181L180 160L181 162L178 161L180 164L178 163L179 165H177V166L175 165L176 162L174 161V157L172 155L168 156V154L171 152L170 150H172V151H174L175 158L178 157V154H175L177 152H175V150L172 149V148L176 149L173 146H172V148L170 147L171 149L167 150V152L163 156H161V155L152 156L151 155V157H150V156H148L147 151L142 152L141 149L137 150V151H136V149L130 150V148L126 144H122V145H118L117 147L108 149L105 152H102L101 154L98 155V157L96 156V158L91 157V159H89V160L85 159L84 162L80 161L78 159L74 160L73 158H71L73 156H76L74 154L73 155L71 154L69 156H63V158H60L56 162V163L59 162L57 168L54 165L55 163L53 164L54 165V167H53L54 174L52 175V176H55L57 178L58 185H59L58 189H57L58 191L56 190V192H54V189H53L54 187L52 188L51 187L52 185H50L51 189L49 187L47 189V191L45 192V195H44L47 197L46 201H47L50 209L45 211V213H43V211H42V215H43L42 216V222L44 223V224L42 223L43 224L42 230L49 231V229H50V231H52V236L50 235L49 240H47L48 242H46V240L45 241L43 240L44 242L41 241V243H40V241L38 242V248H41V246L44 247V250L42 249L44 252L43 256H42V260H40L39 264H153V262L156 260V258H159V257H157L158 255H156V254H155L156 256L153 255L151 252H149V250L147 251L148 253H146L145 250L144 251L141 249L136 250L137 248L135 249V251L132 254H129L130 244L127 243L128 241L125 240V239H127L128 235H130V233H129L130 226H127L126 218H127V216L130 217L128 215L129 213H132V211H135L132 209V206H131L129 210H132V211L128 213L129 210L127 211V209L125 207L127 206V204L132 205V203H130V202H132L131 198L136 200L138 195L140 194L137 192H139V190L140 191L142 190L140 188V183H139V182H141L139 180L140 178L137 180L135 178V176L137 175V178H138V175L140 174L139 169H141L143 164H145L143 166L144 167L143 171H144V169L146 170L145 166L146 167L149 166L150 170H148V172H151L150 175H152V180H151L152 181V187L149 188V190L147 189L146 191L147 192L149 191L148 192V195L150 197L149 199H151V201L154 203V205H152L153 208H156L158 210L157 211L158 213L159 212L162 213L161 215L163 218H165L164 217L165 214H168L169 211H170L169 213L174 214L173 215L174 218H171L173 220L170 219L171 223L170 224L168 223L167 226L165 224H164L165 226H162V228H165L164 229L165 231H163V233L166 232L165 235L163 236L164 239L161 237V235H163V234H161L159 236L160 239L157 237L158 239L155 238V239H153L154 241H152V244L153 243L158 244L160 252L164 253L166 256L168 255V258H171V256H169V255H173V257L179 256L178 252L180 249L179 250L177 249L178 250V252H177V250H176L177 244L182 245L183 251L185 249H188L191 246V244L194 242V241L192 242L193 238H196L197 242H199L201 245L200 248H198L199 246L193 247L194 249L197 248V250L200 253L195 252V254H194L195 250H192L193 251L192 253L195 255L194 256L189 249H188V251L187 250L184 251V252H186V254H188V256H186V258L188 257L187 260L193 259V257H195V260H197L196 258H198V254H201L202 249H204V251H206V250H209L211 248V250L213 249L212 250L213 252H217L218 249L216 250V248H218L217 246H219V244H222L223 242L225 244L226 243L230 244L229 242L233 241L232 239L236 236H240L243 239H245V241H247L249 239V237H251L252 230H255V228H259V229L264 230V209L262 208L263 210H260V208H258V206L256 204H252V205L249 204V202L252 203L250 199H252L253 197H249V199H247V202H246V198L243 197L240 200V202H239V200L236 201V202H238V204H237L235 201L232 202L230 198H227V194L225 193V191L228 192V190H226V189H228V186H229L228 182L229 183L234 182L237 186V183H239L238 180L244 179V177L246 179L240 180V182L242 181V182L247 183V184L243 185L242 188L246 189L244 191H247V189H250L252 187L251 186L249 188V185H250L249 181L251 178H249L248 176H245L246 172H245L244 168L247 169L249 167L250 169H252V166L254 163L255 164L259 163L261 160L264 162V158L263 159L257 158V160H253V158L250 157V158H252V160L251 159L250 160L255 161V162L251 163L249 161V163H251L252 165H249L247 167L245 162L247 161V163H248L249 158L247 159V157L249 155L246 153L247 157L245 159H247V160L241 161V162H244V164L242 166L243 167L242 170H244V172H245V175H244L243 174L244 172L242 170H240V171L238 170V172L236 171V168L234 165L235 164L237 165V163L235 162L234 159H237V158L233 157V156H235V155H232L233 153L231 154L233 158L230 157L231 156L230 152H233V151H231V149L228 147L230 149L229 150L230 152L227 151L228 154L226 152V149H227L226 144L227 143L225 141H227L228 142L227 145L230 146L228 139L221 141L216 136H215ZM249 138H250V136H249ZM14 139H15V137H14ZM259 139H260V137L258 138V140ZM193 140H194V142H193ZM190 141H191V143H190ZM206 141H207V139H206ZM192 142H193V145H192ZM10 144H9V147H10ZM181 144H183V143H181ZM194 144L197 147H195ZM177 145H179V147H177V148H180V143ZM257 145H258L257 148H256V145H255V147L253 146L254 147L253 151L255 149H256V151L259 149L258 151L261 152L260 154L262 156L264 154V149H262V148H264V146H263L264 140H262V142L257 141ZM211 146H212V148H211ZM259 146L261 148H259ZM204 148H200L201 151H203V150L205 151ZM244 148H245V146H244ZM200 149H198V150H200ZM261 149L263 150V152L260 151ZM181 150H182V148L179 149V151H181ZM131 151H132V153L129 154V152H131ZM256 151H254L252 153H256ZM259 152H257V153H259ZM2 154L4 155V152H2ZM200 155H201L200 159H202V161L198 157ZM65 158H68L69 161L63 162L62 159H65ZM1 160L2 159H0V198H3L6 194L8 196H13V194L17 196L21 192V190L23 189V186H21L20 182H17L19 180V178L16 177L18 175V173H16V172H18V171H16L13 168L8 167V165L3 164V162H2L3 160L2 161ZM176 160H178V158ZM240 160L241 159L236 160L239 164L238 165L239 169L241 167L240 166L241 162H239ZM242 160H244V159H242ZM196 161L197 162L200 161V162L197 163ZM230 161H231V163L229 164ZM233 161H234V163H233ZM263 162H261V163H263ZM261 163H259V164L261 165ZM155 164L158 165V167H156ZM255 164H254V166H255ZM11 166H13V165H11ZM261 166L264 167V163ZM256 167H253V168L256 169ZM161 168L165 169V173L170 172V174L173 173L174 171H176V173H181L182 171H184L183 173L187 174V172H185V170L186 171L192 170V172H193L192 174H191V172L188 171L191 174L190 177H192V175L194 174L192 178H194V177H197V178H195L194 181L192 178H190L191 180H189V178L188 179L185 178L186 179L185 180L183 178V176L185 174H183V173H181V175H179L178 177L173 176V175H175V173L171 174V176L170 175L168 176V174H167V176H162L161 173L163 172V170L161 172ZM188 168H192V169H188ZM17 169L19 170V168H17ZM56 169H57V171H56ZM196 170H199V171L201 170L202 172L204 170H206V171H209V173L203 172V174H201L202 172L200 171L201 172L200 175H196V173L199 174L198 171H196ZM256 170L259 173L260 170H262V169L259 168ZM195 171H196V173H195ZM252 171H254V170H252ZM8 172H11V174L14 173L13 176L10 177L11 175ZM19 172H20V170H19ZM249 172L251 173V171H249ZM262 172H263V170H262ZM165 173L163 175H165ZM20 174H19V177H20ZM207 174H209V175H207ZM240 174H241L242 178L239 177ZM247 175L251 176V174H247ZM252 175H253V172H252ZM257 176H261L260 173H259V175H255V177H257ZM247 178H249L248 179L249 181L247 180ZM22 179H26V178L24 177ZM245 181H247V182H245ZM70 182L73 183L75 187L81 186V188L77 189V190L75 187L71 188L72 186H69ZM232 186L231 187L234 190V187H236V186H234V185H232ZM242 188L239 187V189H242ZM254 188H255L254 189L255 191L259 192V194L261 192H263L264 191V178L257 181ZM233 190H231V192ZM141 192H144V191H141ZM147 192H146V195H147ZM257 192H254V193L257 194ZM222 193L226 194L225 198L223 196H220ZM254 193L252 190V194L255 196ZM247 194L248 193H246L245 195L247 196ZM232 195H233V193H232ZM235 195L237 196V194H235ZM235 195H234V197H235ZM260 195L262 196V198H264L263 194H260ZM51 196H53L52 200L49 199V198H51ZM229 196H231V194ZM196 197H199V199H197L198 201H200V198L205 200V201L207 200L206 198H208V199L211 198V199H213V202L208 200L207 203L204 201L202 204V201H200L201 205L205 206L203 208L204 209L206 208L205 210H203V208L199 207L200 204L195 202ZM221 197H223V198H221ZM138 198H140V195ZM256 198H258V197H256ZM238 199H240V198H238ZM9 200L11 201L12 199H9ZM9 200H8V202H9ZM48 200H51L50 203ZM252 200L254 201V199H252ZM261 200H259L258 202L262 203V202H260ZM137 201H138V199H137ZM127 202H129V203H127ZM134 202H136V201H133V203ZM194 202H195L196 206H197V204L199 205L197 207H199L200 211H202V210L205 211V212H203V213H205V215L207 214L208 217L210 215L213 217V218L207 217V220L209 219L208 221H211L208 224L211 223V225H204L205 223L202 222V223H204L203 224L204 230L202 229L203 227H201L200 232H199V230L196 231V233L199 232L197 234H194V232L191 231L192 228H190L189 225H187V224L183 225L184 223H182V225H180L179 228L175 227L176 228V229L174 228L175 230L170 228V227H169L170 229H168V225L171 226L173 223H175L174 219H176V217L179 215V214L177 215L176 213H174V212H176L175 211L176 208H174L175 210L173 209V204L174 205L178 204L177 206H179L180 208H182L183 206L187 207V209L189 210V213H190L189 215L193 216L194 215L193 213H195L196 209H198V208L194 207L195 206ZM4 203H5V201H4ZM209 203H210V206H209ZM255 203H257V202H255ZM206 204H207V206H206ZM181 205H182V207H181ZM155 206H157V207H155ZM147 207H148V204H147ZM211 208L212 209L214 208V210H212ZM136 209H138V208H136ZM187 209H186V212H188ZM210 209H211V211H206V210H210ZM180 210H184V209H180ZM163 212H164V214H163ZM181 212L183 214L186 213L185 211L184 212L181 211ZM208 212H210L211 214L209 213L210 215H208ZM0 214H2V212ZM145 214L147 215L148 211ZM152 214H154V212ZM187 214H185V215H187ZM45 215L47 217V223L48 224H46L44 222V216ZM196 215H198L197 212H196ZM155 216H156V214L154 215V217ZM180 216L183 217L182 214H180ZM152 217H153V215H152ZM154 217H153V220H154ZM238 217H243L244 220L242 218H240V220H238ZM155 218L161 220V217L160 218L155 217ZM169 218H170V216L167 217L168 220H169ZM194 218H195V215H194ZM194 218H192V222H190V221L189 222L193 223ZM235 218H237V219H235ZM144 219H146V221L149 220V219L147 220V218H145V216H144L143 222H144ZM182 219H184V218H182ZM185 219H187V216ZM13 220H11V221H13ZM176 220H178V219H176ZM202 220H204V219H202ZM14 221L12 223L10 221H7L8 223H6L4 221L5 222L4 223L3 221L0 220V247H3L4 245L7 246L10 249V253L13 254V256H17L16 252L14 251V248L12 246V244H14V242L12 241V238L13 237L16 238V236L20 233L23 236V234L26 233L28 230H27V228H25L27 231L24 229L21 221H16V222H14ZM150 221H151V219H150ZM194 221H195V219H194ZM197 221H199V220H197ZM148 222H146L145 225H147ZM154 222H156V221H154ZM199 222L201 223V221H199ZM179 224H181V223H179ZM128 225H129V223H128ZM159 225H160V223H159ZM173 225L174 226L177 225V222ZM200 225L202 226V224H199V226ZM141 226H142V224H141ZM144 226H142V227H144ZM177 227H178V225H177ZM191 227H193V225H191ZM131 228H132V225H131ZM154 229H158V226H157V228H154ZM40 231H41V229H40ZM160 231H161V229H160ZM156 232H158V230H156ZM43 234L44 235L42 237L44 238L46 235V232ZM159 234H160V232H159ZM149 235L151 236L150 233H149ZM153 235L154 234L152 233V237L155 236V235L154 236ZM22 236H19V237H22ZM19 240H21V239H19ZM22 240H21V242H22ZM194 244H195V242H194ZM246 244H247V246H245V243H244V248L245 247L248 248L250 250L251 254H249V255L247 254L245 258H243L239 261L235 260V263H232L229 261H225V263H224V262H222L220 260H216V259L211 260L210 263L209 262L208 263L209 264H264V241H262V240L247 241ZM174 245H176V246H174ZM187 246H188V248H187ZM221 246H223V244ZM221 246H219V247H221ZM7 247H6V249H7ZM3 248L5 249V247H3ZM1 251H2V249L0 248V262L2 261L3 263H5L4 260L8 261L7 260L8 258L6 255L8 253V251L6 252V254L4 253L6 256L3 253H1ZM4 251H6V250H4ZM176 253H177V255H176ZM181 253L182 252H180V254ZM203 253L204 252L202 250L201 255H203ZM41 254L39 256H41ZM212 254L213 253L210 252L211 256L209 258L205 257L206 260L207 259L210 260L213 257ZM186 258L184 257L183 259L187 263ZM193 261H194V259H193ZM166 263H168V262H166ZM5 264H7V263H5ZM200 264H202V263H200Z\"/></svg>",
  "mask_w": 264,
  "mask_h": 264
},
{
  "label": "crops",
  "instance_id": "3",
  "mask_svg": "<svg viewBox=\"0 0 264 264\" xmlns=\"http://www.w3.org/2000/svg\"><path fill=\"white\" fill-rule=\"evenodd\" d=\"M73 155V154H72ZM76 156H78L77 154H75ZM63 160V162H68L69 161V159L68 158H65V159H62ZM61 160V161H62ZM59 163V162H58ZM58 163H56V164H54L55 166H56V168L58 167ZM54 165L52 166V168H51V171L49 172V174L48 175H53L54 174V172H53V167H54ZM56 171H57V169H56ZM49 184L51 183L50 181L48 182ZM58 186L59 185H57L56 184V186L53 188L54 189V192H56V190L58 189ZM50 189H51V187H50ZM58 191V190H57ZM54 195V194H53ZM44 198L47 200V197L46 196H44ZM52 198H53V196H51V198H49V199H51L52 200ZM51 200H48L49 201V203H50V201ZM46 202V201H45ZM47 203V202H46ZM47 205H48V203H47ZM49 209V207H46V206H44L42 209H41V213H42V211H43V213H45V211H47V210H45V209Z\"/></svg>",
  "mask_w": 264,
  "mask_h": 264
}]
</instances>
